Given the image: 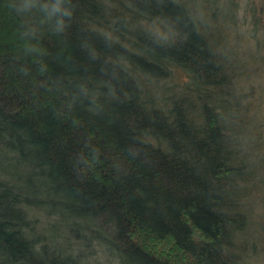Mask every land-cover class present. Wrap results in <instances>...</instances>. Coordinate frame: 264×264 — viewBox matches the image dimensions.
I'll return each mask as SVG.
<instances>
[{
	"label": "trees",
	"instance_id": "1",
	"mask_svg": "<svg viewBox=\"0 0 264 264\" xmlns=\"http://www.w3.org/2000/svg\"><path fill=\"white\" fill-rule=\"evenodd\" d=\"M211 22L183 0H0V264H90L88 239L116 264H242L264 109Z\"/></svg>",
	"mask_w": 264,
	"mask_h": 264
},
{
	"label": "rangeland",
	"instance_id": "2",
	"mask_svg": "<svg viewBox=\"0 0 264 264\" xmlns=\"http://www.w3.org/2000/svg\"><path fill=\"white\" fill-rule=\"evenodd\" d=\"M183 1L203 23L213 20L210 23L213 38L226 51L227 65L231 64L239 88L248 93L252 90L257 99L254 102L262 101L264 109V0ZM258 41L260 46L256 47ZM253 60L261 61V68L252 66ZM253 105L255 109L259 107ZM251 195L253 204L247 210L248 226L239 238L238 253L242 264H264V198L256 193ZM39 223L44 225V220ZM88 240L86 253L91 257L90 264H116L112 257L102 254L95 241Z\"/></svg>",
	"mask_w": 264,
	"mask_h": 264
}]
</instances>
